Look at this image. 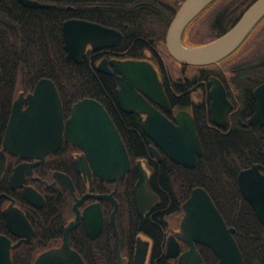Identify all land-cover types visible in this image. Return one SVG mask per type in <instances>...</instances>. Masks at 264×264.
<instances>
[{
	"label": "trees",
	"instance_id": "obj_1",
	"mask_svg": "<svg viewBox=\"0 0 264 264\" xmlns=\"http://www.w3.org/2000/svg\"><path fill=\"white\" fill-rule=\"evenodd\" d=\"M54 2V7H28L17 0H0V144L2 131L11 103L19 91H30L43 77L51 79L59 92L64 114L83 98L98 100L111 113L132 161L148 156V138L141 131L140 117L124 114L116 106V80L96 70L92 58L81 63L67 61L62 37V23L68 18H81L120 28L125 38L121 51L135 58L148 54L149 38L160 45L177 7L173 0H41ZM255 0H230L227 4L212 2L205 11L213 9L216 21L226 17L224 31L240 17ZM223 2V1H222ZM71 7L70 9L68 7ZM213 16H211L213 18ZM215 21L200 23V15L183 31L186 43H205L219 32ZM127 25L125 28L124 25ZM163 70L170 72L169 59L163 45ZM158 50V48H157ZM223 69L229 75V96L233 108L226 127L215 126L210 118L209 101L201 95L200 102L184 84L174 88L164 84L165 92L174 105L188 109L194 116L202 144V154L195 166L188 168L170 160L152 161L150 186L159 197L148 214L142 229L152 234L154 246L161 245L165 218L182 214V203L192 189L201 186L211 196L228 226H233L234 238L244 264H264V225L252 206L244 199L238 186L240 170L254 163L264 164V125H243L255 108L253 89L264 82V17L256 24L242 44L223 59ZM179 95V96H177ZM137 180L134 168L120 182V199L131 206L129 230L135 231L138 219L132 206V188ZM1 188V187H0ZM71 196L56 195L41 210L37 230L30 243L22 244L11 253L12 264H32L42 250L58 243L62 228L70 214ZM130 231V232H131ZM0 232H6L0 211ZM80 231L71 233L73 246L82 252ZM207 264H217V257L207 247L199 246ZM155 254L158 250H154Z\"/></svg>",
	"mask_w": 264,
	"mask_h": 264
},
{
	"label": "water",
	"instance_id": "obj_2",
	"mask_svg": "<svg viewBox=\"0 0 264 264\" xmlns=\"http://www.w3.org/2000/svg\"><path fill=\"white\" fill-rule=\"evenodd\" d=\"M28 7H53L55 3L39 0H17ZM214 0H184L176 11L166 31L165 45L169 55L185 65H209L218 63L245 40L256 24L264 17V0H255L247 6L237 21L215 39L195 46L186 45L182 34L186 26ZM62 37L67 61L81 63L86 46L93 48L108 47L122 38L121 32L114 28L81 18H68L62 23ZM97 70L113 76L118 84L116 97L120 108L127 113L144 114L141 123L143 132L153 141L150 154L161 159L163 152L172 161L192 168L197 157L202 154V144L192 115L180 110L173 120L166 117L161 109L169 110L170 104L158 77L156 68L147 60L102 59ZM0 68V80H1ZM209 92L211 117L217 126H225L227 114L233 105L228 99L223 84L217 78L211 79ZM255 109L248 118L252 126L264 124V82L253 90ZM23 104L26 107L23 108ZM1 116V111H0ZM63 133L68 141L74 142L85 153L77 161L79 171L93 173L106 181L119 180L130 169V158L113 120L104 106L93 98H83L73 104L71 114L64 120L61 98L55 83L46 77L39 79L32 92L20 94L13 100L11 112L3 137L2 145L11 154L24 158L36 157L40 163L45 156L59 148ZM88 160V161H87ZM5 154L0 151V174L4 169ZM23 165L16 167L12 176L23 174ZM139 178L134 186V201L141 217L152 207L157 197L148 187V174L138 166ZM27 170V168L25 169ZM63 189L73 190L71 180L55 173ZM239 189L244 199L252 206L258 220L264 225V164L254 163L239 171L237 176ZM25 198L34 204L35 191L25 187ZM86 196L95 198L112 197V194H85L77 199L75 207ZM184 215L176 235H170L167 243V255L176 256L179 249L177 239L190 245L182 253L179 261L184 264H204L195 243L209 247L218 258L217 264H244L240 248L233 236L235 230L227 226L222 214L214 204L209 193L200 186L193 188L183 203ZM76 219L65 228L62 243L40 253L34 264H86L80 254L70 246L69 232L81 218L101 221L99 203L85 209L81 215L78 208ZM14 210V209H11ZM118 204L111 213L114 221ZM9 229L19 240H12L0 234V264H12L11 249L22 242H29L32 228L22 213L9 215L4 211ZM28 228V232L26 231ZM116 233L117 229L115 228ZM118 241V238H116ZM116 245L117 242H116ZM143 261L144 252L137 253Z\"/></svg>",
	"mask_w": 264,
	"mask_h": 264
},
{
	"label": "flooded vegetation",
	"instance_id": "obj_3",
	"mask_svg": "<svg viewBox=\"0 0 264 264\" xmlns=\"http://www.w3.org/2000/svg\"><path fill=\"white\" fill-rule=\"evenodd\" d=\"M39 1H41V0H39ZM183 1L184 0H173L174 5L178 6L177 10L179 9V7ZM214 1H216V4L217 3L227 4V3H229L230 0H214ZM222 1L225 3H223ZM44 2H48V1H44ZM52 3H54V2H52ZM68 8L70 9L71 7L69 6ZM205 9L200 14H198V16L200 15V23L202 25H208L210 23V19H213L216 22L215 27L217 28V30L220 31V33L215 32L216 35H215V37H213V39H215L216 37L220 36L221 34H223L224 32L227 31V30L226 31L223 30L226 26V17L223 15L219 18V21H216L217 17H216V15L213 16V14H214L213 9H211L209 11H205ZM198 16H196V18ZM211 16H213V18ZM85 20H87V19H85ZM88 21H90V20H88ZM91 22H93V21H91ZM101 25H103V24H101ZM124 27L126 28L127 25L125 24ZM110 28H114V27H110ZM114 29L118 30L122 34V38L118 42H116L115 44H113L111 46L103 47V48H93L90 44H88L86 46V50H85V54L83 56V59L85 57H89V59L92 58L95 62V68L97 67L98 63L104 58L107 59L108 61H110L111 59L147 60L150 63H152L154 65V67L156 68L157 73H158V77L162 83L163 89H164V84L166 83L169 87H171V90H172V88L175 89L172 92H173V94H176L177 93L176 92V90H177L176 85L177 84H184L185 87H188L186 89V92H190L193 96V99L196 98L198 100V102H200L199 97L201 95H205L209 101V112H210L211 121L215 126H217L212 120L211 111H210L211 100L209 97V92H210V89L212 87V84H211L212 78H217L218 80H220V82L223 84V86L226 90V94H227L228 99L231 101L230 96H229L230 90L228 87L229 75L223 69V67L225 65V64H222V62H221L223 59L220 60L218 63L209 64V65H185V64H181V63L177 62L176 60H174L170 56L171 57V59H169L170 72H167V71L163 70V68H162V65L165 66L164 65V58H163V52H164L163 45L166 48L165 40H164V44L162 43L160 45V48H159L158 46H156L157 39L155 37H150L148 40L149 45H148V49H147V51H148L147 56L144 58H135L133 56L126 55L125 52L121 51L119 44L125 38V33L120 28H114ZM165 36H166V33H165ZM182 41L184 42L183 34H182ZM209 41H211V40H209ZM184 43L186 45H190V46L203 44V43H197V44L189 43L188 44L186 42H184ZM157 48H158V50H157ZM83 59H82V61H83ZM71 61H73V60H71ZM96 70H97V68H96ZM99 72H101V71H99ZM101 73H104V72H101ZM104 74H107V73H104ZM107 75L111 76L110 74H107ZM111 77H113V76H111ZM117 87H118V84H117ZM32 90L27 91V92L19 91L16 94L15 98L20 94V92L27 94L29 92H32ZM164 92H165V89H164ZM165 94H166V92H165ZM115 96H116V90H115ZM177 96H179V95H177ZM166 97H167L168 102L170 104L169 110L161 109L158 105L154 104V106L157 109H159L166 117H168L170 120H173L174 116L177 114L178 111L187 110L192 115V117L194 119L193 114L188 109L183 108V107H179V105L172 104L170 99L168 98L167 94H166ZM12 103H13V101H12ZM12 103H11V107H12ZM231 103H232V101H231ZM232 105H233V103H232ZM72 106H71V108H72ZM116 106L124 114H134V115L139 116L140 117L139 126L141 129V123H142L143 119L145 118L144 114H136L133 112H130V113L124 112L118 104L117 97H116ZM11 107L9 110L8 118L6 120L4 129L2 131L1 144H0V151L1 150L4 151V154H5V165H4L3 171L0 174V187H1L0 188V211H1L3 223L5 226V230H6V232H3V233L0 232V234H4V235L8 236L12 240V243H15L19 240V237L14 235L13 232L9 229V227L7 225L6 216L4 214V211L6 210L9 215H13V214L20 212V213H22V215L27 220L28 225H29L28 228H30V227L32 228L33 234H32L31 239L29 240V242H26V243L22 242L19 246H21L22 244L30 243L34 237V234L36 233L37 224H38V221L40 220L41 210L45 208V205H46L48 199L49 200L51 199L54 201L56 199L57 194L64 195V196L68 194L71 196V205H70L71 211H70L69 217L66 220V223L64 224V226L62 228V235L60 237V240L58 241V243L54 244L53 246H50V247L42 250L41 252H39L38 255L40 253L50 249V248L58 247L61 245L63 233H64V228L71 221L76 219L77 209H75V208H78L80 214L84 215L85 209L87 207H89L90 205H92L94 203H99L100 211L102 213V217H101L100 222L97 220L90 221L88 219L81 218L79 220L78 224L74 228H72L69 232L70 246L80 254V256L82 257V259L84 260V262L86 264H184V263L179 261V257L182 253L186 252L190 248V245L187 244L186 242H184L180 239H177L178 243H179V249H178L177 255L176 256L167 255L168 238L170 235H176V231L179 230L180 222H181V219L184 215L183 206H181L182 210H183L181 215L180 214H174V215L168 216L167 218L163 219L164 223H163V229H162V233H161L162 234V238H161L162 240H161V245L159 248L154 246L155 239L152 237V234L148 233L147 231L142 229L147 215L148 214L150 216L152 215L151 211L154 209L155 205L159 201V197H158L157 193L154 192V190L150 186L151 162L152 161L160 162V161H162L163 157L166 156L163 152H160L162 158L159 160L150 154L149 148L154 143L143 132L142 129H141V131L148 138V142H149V144H148V156H146L144 158L135 159L134 161H132L130 156H129L130 164H131L129 171L131 170V168H134L136 170L137 180H138L139 172H138L137 168L139 165H141V167L148 174V187H149L150 191L157 197V199L153 203L152 207L149 208L147 211H145L143 214V217H141L139 215L137 209H136V205H135V201H134L133 189H134V186H135L137 180L135 181L133 188H132V206L134 209V213L138 219V224H137V228L135 229V231L132 232L131 230L128 229L130 226L129 212L131 211V206L123 204V202L120 199V193H119L120 182H121L122 178H124L125 175L129 171L119 180H111V181H106V180L102 179L101 177L95 175L92 170H91L90 174L84 173L83 171H79L77 164H76V161L82 156L86 159H88V158L85 157V153L82 151L81 148H79L74 142L68 141L66 139V136L64 133H63L62 142H61V145L59 146V148L56 149L55 151L47 154L45 156L44 160L40 163H36L37 161L40 160L39 158H36V157L24 158V157H21L19 155H14V154L9 153L3 147L2 141H3V137H4L6 127L8 124V120H9V116H10V112H11ZM25 107H26V104H23V108H25ZM104 108L106 109V111L110 115L111 119L113 120L111 113L107 110V108L105 106H104ZM0 111H1V108H0ZM62 111H63V108H62ZM229 112H228V114H229ZM70 114H71V109H70L69 114H67V115H65L64 111H63L64 120H67V118H69ZM228 114H227L226 124L223 127H226V125L228 124ZM194 122H195V120H194ZM114 124H115V122H114ZM242 124L245 126L248 124V122H242ZM248 125H250V124H248ZM263 125H256V126H263ZM115 126H116V124H115ZM250 126H252V125H250ZM218 127H222V126H218ZM116 128H117V126H116ZM117 130H118V128H117ZM260 164H262V163H260ZM20 165H23V167H22L24 169L23 174L17 175L14 179H12V176L15 173L16 167H18ZM26 168H27V170H25ZM55 173L67 176L73 184V190L63 189L62 185L57 181L56 177L54 176ZM25 187H28L29 189L35 191V193L37 195H39L40 198L36 197V200H35L37 204L31 203L25 198V196L23 194V190ZM85 194H99V195H101V194H112V197L95 198L92 196H86L84 198V200L82 202H80L75 207V203H76L77 199H80ZM116 203L118 204V210L115 213L114 221H112L111 213L114 210ZM183 203H182V205H183ZM11 209H14V210H11ZM11 212L13 214H10ZM28 228H26L25 232H28ZM115 228L117 229V233H116ZM77 230L80 231V233H83V235H82V246L83 247H81L82 252H79V250L73 246L72 240H71V238H72L71 233H73L74 231H77ZM116 238H118V241H116ZM116 242L118 245H116ZM195 246H196L199 254L202 257L203 263L207 264L203 255L201 254V251L199 248V246H202V247H207V246L200 244V243H195ZM17 248L11 249V253L13 250H15ZM207 248L210 249L209 247H207ZM156 249L158 250V252L155 254L154 250H156ZM138 251L144 252L143 261H141L140 257H138V255H137ZM36 257H35V259H36ZM35 259H34V261H35ZM11 260H12V257H11ZM34 261L32 264H34ZM217 263H218V261H217Z\"/></svg>",
	"mask_w": 264,
	"mask_h": 264
},
{
	"label": "rangeland",
	"instance_id": "obj_4",
	"mask_svg": "<svg viewBox=\"0 0 264 264\" xmlns=\"http://www.w3.org/2000/svg\"><path fill=\"white\" fill-rule=\"evenodd\" d=\"M223 3H225V2H223Z\"/></svg>",
	"mask_w": 264,
	"mask_h": 264
}]
</instances>
